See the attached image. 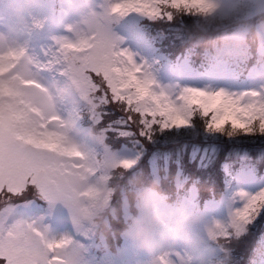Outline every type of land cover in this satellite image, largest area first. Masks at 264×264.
Listing matches in <instances>:
<instances>
[{
  "label": "snow or ice",
  "instance_id": "6c2138e0",
  "mask_svg": "<svg viewBox=\"0 0 264 264\" xmlns=\"http://www.w3.org/2000/svg\"><path fill=\"white\" fill-rule=\"evenodd\" d=\"M207 3L117 0L111 11L170 19L176 10L203 12ZM95 24L91 32H74V42L61 38L44 63L19 46L4 51L0 41V264H74L69 240L51 236L27 210L37 197L72 207L87 179L95 178V162L74 139L81 118L99 123L107 109L119 107L129 121L141 124L183 125L198 114L211 129L264 133V94L188 89L173 99L154 93L131 55L116 50L104 26L98 20ZM43 70L53 73L51 80L41 75ZM102 137L100 132L96 139ZM122 163L127 167L130 162ZM57 188L62 191L56 193ZM239 198L242 204L230 221L209 230L219 241L242 235L264 214V189L241 192Z\"/></svg>",
  "mask_w": 264,
  "mask_h": 264
},
{
  "label": "rangeland",
  "instance_id": "374dc122",
  "mask_svg": "<svg viewBox=\"0 0 264 264\" xmlns=\"http://www.w3.org/2000/svg\"><path fill=\"white\" fill-rule=\"evenodd\" d=\"M3 1L4 5L0 8V22L2 23L0 41L5 45L2 49L4 51L8 47L17 46L24 49L26 38V35L23 34L24 31L31 28L43 32L44 22L56 19L53 18L55 12L51 8L49 11L30 10L27 13L28 9L24 6L15 5L9 0ZM116 2L117 0H93L87 12H82L75 7L68 18L61 17L60 23L63 25V30L54 36L51 43L42 46V51L27 53L24 50L25 54L40 63L46 62L49 59V54L60 47L58 41L61 38H67L74 42V28L82 16L94 13L96 20L104 26L111 36L115 49L124 50L130 54L133 61L141 69L140 75L147 76L151 80V89L154 93L164 94L173 99L178 98L188 89H198L210 93L223 91L232 95L252 91L264 94V65L257 66L249 73L248 80L250 81L247 83L242 82L236 70L225 63L213 64L201 75H197L185 59L178 61L175 70H173L178 79L167 76L166 72L170 71L169 68L160 63L159 57L147 42L143 31L134 25L152 20L150 27L156 33V40L166 50L174 52L179 48L191 45L186 40H182V31L180 30H182L183 25L189 26L199 17L183 10L174 11L171 20L167 17H149L136 11L121 15L111 11ZM29 16L31 17L29 18ZM157 18L160 21L156 20ZM188 18L192 21L190 22ZM115 22L118 24L116 27H112ZM194 49L197 52L193 48L187 52L204 56L212 52L220 53L222 51L205 45L202 50L197 47ZM234 52L243 54L246 58L256 56L258 62L264 60V46L250 44ZM45 71L51 77L53 76L52 72ZM51 77L47 76L45 79L51 80ZM119 111L122 112L123 110L119 107L107 109V114L103 120L105 121L101 129L103 138H109L113 142V145H108V148L102 145L103 139H96V136L93 137L88 131L81 130L79 121L76 125L79 129V133L75 136L77 143L82 146L86 156L95 162V175L104 178L106 182L110 181L109 176L115 164L123 161H128L132 165L128 170L129 174L135 172L133 166L138 165L139 161L145 160L142 167L146 169L143 173L150 180H156L160 185H162V181L166 182L170 185L169 190L175 193H179L183 188H188L191 195L198 191L197 185L211 189V185L217 183L218 175L222 174L221 177H224L229 173L222 206L211 210V214L204 211L200 221L192 226L190 236L177 241L174 251L161 260V264H186V256L190 255L194 258L202 246L209 244L208 242L213 236L209 230L214 225L226 224L230 221L234 209L242 204L239 198L241 192L251 194L264 189V136H261L262 133L260 132L245 134L238 130L225 129L222 130V136L225 138L214 136L208 132L197 137L192 136L191 133L185 134V132L191 125L193 126V121L198 124H206L205 119L198 114L192 116L186 124L164 126L161 122L141 124L135 118L128 121L133 123L127 124L128 122H125L124 124L117 118L121 113ZM59 114L61 116L65 114L63 109ZM145 131L150 134L148 136L149 141L143 136ZM185 136H190L193 140L188 142L185 140ZM217 139L222 141L225 139L233 143L221 146ZM181 141L186 142L181 143ZM118 144L128 149H117ZM97 146H99V150ZM136 146H139L142 154L136 149ZM103 152H105L104 155H102ZM236 164H240L239 166L244 168L233 173L230 172L231 165ZM254 171L259 173L258 176ZM116 199L117 197L114 196L113 201ZM32 205H34L33 202L29 207ZM183 206L195 214L191 200L185 201ZM39 217L41 218L40 222L45 226L47 224L44 222L52 218L67 220V223L72 224L82 233L90 237L93 236L86 225L74 221L71 208L61 200L51 203L47 201V208ZM262 221L261 223L258 219L253 220L246 226V231L242 235L234 236L226 241L234 246L232 252L247 246L250 235L259 237L261 232L259 233L256 229L263 225L264 220ZM49 233L51 236L63 237L71 242L70 247L74 252L75 264H150L151 254L140 248L136 251L131 247L134 243L125 237L115 250L109 251L98 260L89 252L86 244L72 239L68 225L58 229H49ZM198 234L204 237L203 242L195 241ZM210 258L211 255L202 264H215ZM194 264L197 263L194 261ZM253 264H264V251Z\"/></svg>",
  "mask_w": 264,
  "mask_h": 264
},
{
  "label": "clouds",
  "instance_id": "9594fccd",
  "mask_svg": "<svg viewBox=\"0 0 264 264\" xmlns=\"http://www.w3.org/2000/svg\"><path fill=\"white\" fill-rule=\"evenodd\" d=\"M205 8L193 13L199 17L189 33L195 43L218 48L225 56L250 44L264 46V0H208ZM95 21L94 13L85 14L74 32H91ZM131 166L117 162L110 173V183L98 176L87 179L84 192L76 196L70 207L72 216L101 241L125 237L151 254L150 264H161L174 251L177 241L190 236L200 217L183 205L168 206L161 198L160 184L143 172L128 174ZM60 191L56 189V193ZM89 192L94 198L86 195ZM203 240L199 234L195 237L196 242ZM224 251L227 256L228 249ZM185 259L186 264H194L192 256ZM70 260L75 264L74 255ZM223 264H227V259Z\"/></svg>",
  "mask_w": 264,
  "mask_h": 264
},
{
  "label": "trees",
  "instance_id": "16d2710c",
  "mask_svg": "<svg viewBox=\"0 0 264 264\" xmlns=\"http://www.w3.org/2000/svg\"><path fill=\"white\" fill-rule=\"evenodd\" d=\"M169 19V18H168ZM171 19H173L172 17L170 18V20ZM156 20H158V21H160V19H156ZM155 20V21H156ZM188 20L191 22L192 20L190 19V18H188ZM151 23H152V20H150V21H145V22H143L142 23V25L145 27V31L147 32V35H148V37L149 38H151L152 40H154L155 41V43H156V45L157 46H159L160 47V49H161V51L163 52V55H168V56H171V57H176L177 55H179V54H184V53H186L187 52V50L188 51H190L192 48H193V50H195L196 52H197V50L196 49H194V48H198L199 50H202L203 48H204V44H202V43H195L194 41H193V39H191L190 38V36H189V33H190V30H191V27H192V24H190L189 26H185V25H183L182 26V30H180V31H182L181 32V37H182V40H186V42L187 43H190L191 45H188V47H182V48H179V49H177V51H174V52H169L168 50H166L165 49V47L161 44V43H159L157 40H156V33H155V31L150 27V25H151ZM186 23H189V22H186ZM190 48V49H189ZM199 52V51H198ZM200 52H202V51H200ZM188 53V52H187ZM192 56H193V59L195 60V62H196V64H201V63H204L205 62V64H204V66L205 65H207V64H209L211 61H212V59L213 58H211L212 56H215V57H221V56H225L224 55V53H223V51H221L220 53H218V52H212V53H210V54H206V55H204L203 57L205 58V59H201L202 58V55H200V56H197V55H194V54H192ZM211 58V59H210ZM236 59V57H234L233 58V61ZM254 59H256V56H253L252 57V60H254ZM239 63H245V61H239ZM252 62H249V61H247V64H248V66L246 67V68H249L250 66H249V64H251ZM233 66L234 67H241V65H239L238 64V62H236V63H234L233 62ZM119 112H121V111H119ZM128 114L125 112V111H122L121 113H120V115L119 116H117V118L118 119H120L124 124H125V122H128L129 120H128ZM131 123H133V122H128L127 124H131ZM193 126L191 125L189 128H188V131L187 132H185V134H187V133H191L192 134V136L193 135H195V136H197V137H199L200 135L202 136V135H205L206 134V132H208V133H211L212 135H214V136H218V137H224L225 138V136H222V131H220V130H215V129H211V128H209L208 126H207V124H205V123H200V124H198L196 121H193ZM134 125V124H133ZM125 126V125H124ZM127 128V127H126ZM141 129V128H140ZM150 134L149 133H147L146 131L143 133V136L144 137H146L147 138V140L149 141V139H148V136H149ZM261 136H264V133H262L261 134ZM185 140L186 141H188V142H190V141H192L193 140V138L192 137H190V136H185ZM138 139H140V138H138ZM122 140V139H121ZM123 141V140H122ZM153 141V140H152ZM186 141H181V143H183V142H186ZM217 142H218V144H220L221 146L223 145V144H227V145H231L232 143L231 142H228V141H226L225 139L222 141V140H219V139H217ZM235 145V144H234ZM244 147V146H243ZM136 149L138 150V151H140L141 152V154H142V151L140 150V148H139V146H136ZM144 162H145V160H142V161H139V163H138V165H136V166H133V170H135V172H144V170L146 169L145 167H142L143 165H144ZM240 164H236V165H231V166H239ZM249 167H250V165H249ZM129 172V171H128ZM185 172H187V171H185ZM131 173V172H130ZM129 173V174H130ZM221 175L222 174H220V176L218 175L217 177H219V179H218V181H217V183H214L213 185H211V189H208V188H204V187H201V185L200 186H198L197 185V188H198V191H199V195L201 196V197H203V198H209V197H211V196H213L214 194H216L217 193V191L215 190L217 187H218V185H219V181H220V178H221ZM163 183H162V185H160V192H166L167 193V195H169V196H172V195H175L176 193L174 192V191H172V190H169L170 189V185H168L166 182H164V181H162ZM168 185V186H167ZM255 219H258V221H260L261 223L263 222L262 220H264V214H262V215H258ZM253 224H254V222H253ZM261 227V228H260ZM260 227H258V228H260V229H256L259 233L261 232V234L259 235V237H256V236H253L252 237V235H250V238H249V244L247 245V246H245V247H243L241 250H237V251H239V252H237V251H234V252H232L233 250L232 249H234V246L231 244H229V243H227V242H225V241H221V242H217V239H216V241H215V243L216 244H219V246H221V244H223V247H222V251L225 253V251H224V248H227L228 249V253H227V256H226V254H225V256L227 257L226 259H227V264L229 263V264H245L247 261H248V259H250V257H251V255L253 254V251L255 250V249H260L261 248V246H263V244H264V223H263V225L262 226H260ZM253 230V229H252ZM226 259H224V260H222V261H225Z\"/></svg>",
  "mask_w": 264,
  "mask_h": 264
}]
</instances>
